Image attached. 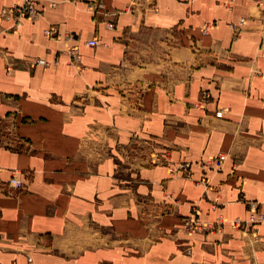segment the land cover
Returning a JSON list of instances; mask_svg holds the SVG:
<instances>
[{
	"label": "crops",
	"instance_id": "crops-1",
	"mask_svg": "<svg viewBox=\"0 0 264 264\" xmlns=\"http://www.w3.org/2000/svg\"><path fill=\"white\" fill-rule=\"evenodd\" d=\"M35 2L0 16V264H264L233 225L264 213V0Z\"/></svg>",
	"mask_w": 264,
	"mask_h": 264
},
{
	"label": "built area",
	"instance_id": "built-area-1",
	"mask_svg": "<svg viewBox=\"0 0 264 264\" xmlns=\"http://www.w3.org/2000/svg\"><path fill=\"white\" fill-rule=\"evenodd\" d=\"M56 5V2L51 1L49 3L50 7H54ZM97 6H100L97 5ZM44 11V6H41L40 8L37 7V3L35 0H24L21 4H16L14 6L5 7L0 10V16L4 17L5 19L11 20L14 23V27L20 25L21 20L24 18L28 19H36L42 12ZM243 23V19L239 21V24L241 25ZM109 27L112 26V24L108 25ZM209 27V23L204 25L203 32H206ZM235 26H233L234 29ZM236 31V30H235ZM44 33L48 36H55L57 34L55 28L49 27L44 30ZM88 45H95L96 40L92 39L87 42ZM71 56L74 57L76 60L79 59V55L76 52L75 49L72 50ZM35 63L41 66L47 65V62L44 59H36ZM225 159L224 154L218 155L216 158H212L208 161H200V165L205 168L210 169H217L222 161ZM190 163H181L178 166H173L170 168V171L172 173H177L179 169L183 168H189ZM8 183L11 184L13 187L17 189H21L23 187V182L20 178H18L15 173L11 175V177L8 180ZM249 206V216L246 220H239L235 219L233 221L234 226H239L241 223H258L264 221V213L257 211L256 204L254 202H250L248 204ZM184 228L188 231H196L200 224L198 223V219L196 216L188 217L184 220L183 224Z\"/></svg>",
	"mask_w": 264,
	"mask_h": 264
}]
</instances>
